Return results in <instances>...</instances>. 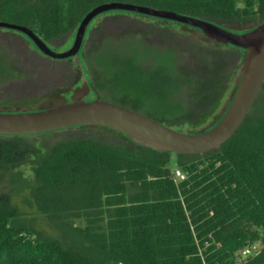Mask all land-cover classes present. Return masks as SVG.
Returning a JSON list of instances; mask_svg holds the SVG:
<instances>
[{"label":"trees","instance_id":"obj_1","mask_svg":"<svg viewBox=\"0 0 264 264\" xmlns=\"http://www.w3.org/2000/svg\"><path fill=\"white\" fill-rule=\"evenodd\" d=\"M113 2L221 26L255 23L240 33L264 22V0H0V22L27 27L44 42L73 41L91 10ZM119 11L98 15L86 33L98 17ZM144 45L107 36L76 66L104 100L180 132L214 127L245 53L223 44V50ZM14 78L1 49L0 83ZM117 132L121 142L66 135L41 142L45 150L30 136H0V264H264V83L216 151L174 154ZM175 170L184 177L176 179ZM15 197L50 231L37 229ZM254 243L255 255L238 257Z\"/></svg>","mask_w":264,"mask_h":264},{"label":"water","instance_id":"obj_2","mask_svg":"<svg viewBox=\"0 0 264 264\" xmlns=\"http://www.w3.org/2000/svg\"><path fill=\"white\" fill-rule=\"evenodd\" d=\"M120 10L176 22L197 29L211 40L236 47L245 53L243 68L230 105L221 120L208 131L189 134L135 112L102 97L72 100L31 112H0V136L26 137L79 126H103L119 131L135 141L174 154H203L218 150L244 121L264 83V22L245 33H237L214 22L129 3H106L91 10L81 21L72 46L55 52L47 42L24 26L0 22V29L25 34L48 58H75L83 44L89 23L98 15Z\"/></svg>","mask_w":264,"mask_h":264},{"label":"rangeland","instance_id":"obj_3","mask_svg":"<svg viewBox=\"0 0 264 264\" xmlns=\"http://www.w3.org/2000/svg\"><path fill=\"white\" fill-rule=\"evenodd\" d=\"M93 26L94 29L89 31V36L83 41L84 53L90 48L100 47L102 40L107 36H113L119 41L139 47H146L144 44L156 47H171L177 44L187 46V49L193 46L214 50L226 49L222 44L186 25L127 14L125 11L100 16L94 21ZM254 26L255 23H223V27L237 33ZM18 36L26 39L30 47H23L26 43ZM139 36H142L144 43ZM73 41L71 36H65L49 43V46L55 52L63 53L72 46ZM0 45V50L4 49L7 53L15 75L13 80L0 83V110H2L0 112H31L71 102L70 98L82 100L87 95H89L88 98L92 97V92L90 93L88 88L90 83L85 80L84 72L80 73L79 68L82 66L77 67L75 60L57 61L53 58H46L26 35L8 29L0 30ZM242 68L243 62L235 72L219 107L220 116L224 114L230 104ZM105 100L113 103L109 98ZM66 135L97 137L115 142H121L124 139L117 131L101 126L68 128L58 130L53 134L42 133L40 137L32 135L30 138L37 143L38 147L45 150L46 147L41 142L48 144L49 139L53 142ZM23 169L29 176L30 167L25 165ZM15 199L18 200L21 210L26 213L25 217L37 219L35 223L37 229L42 228L50 231L46 220L40 218L35 209L30 208L19 197H15Z\"/></svg>","mask_w":264,"mask_h":264},{"label":"built area","instance_id":"obj_4","mask_svg":"<svg viewBox=\"0 0 264 264\" xmlns=\"http://www.w3.org/2000/svg\"><path fill=\"white\" fill-rule=\"evenodd\" d=\"M174 175L176 179H180L184 177V175L181 173L180 170H175ZM259 248H260L259 243H254V244L245 246L238 251V257L247 258V257L253 256L259 251Z\"/></svg>","mask_w":264,"mask_h":264},{"label":"flooded vegetation","instance_id":"obj_5","mask_svg":"<svg viewBox=\"0 0 264 264\" xmlns=\"http://www.w3.org/2000/svg\"><path fill=\"white\" fill-rule=\"evenodd\" d=\"M133 14H136V13H133ZM138 15V14H137ZM140 15V14H139ZM180 24V23H179ZM188 27V26H187ZM189 28H192V27H189ZM192 29H195V28H192ZM1 30V29H0ZM8 30H10V29H8ZM197 30V29H196ZM11 31H15V30H11ZM16 32H18V31H16ZM21 33V32H20ZM25 35V34H24ZM89 36V33L87 32L86 33V36H85V38H84V40L83 41H85L86 39H87V37ZM22 41H24L26 44H24V46L23 47H30V44L27 42V40L26 39H23L21 36H18ZM48 43V42H47ZM49 44V43H48ZM0 47H1V45H0ZM39 51V50H38ZM34 52H35V50H34ZM35 53H37V52H35ZM83 54H85L84 53V48H83V46H81V49H80V51H79V57H78V62L81 60V58H82V56H83ZM43 55V54H42ZM45 56V55H44ZM46 58H48L47 56H45ZM75 60V58H67V59H64V60H57V61H70V60ZM54 60H56V59H54ZM76 61V60H75ZM76 64H77V61H76ZM75 64V65H76ZM82 68H79V70H80V73H81V70ZM88 88H89V90H90V93L92 92V96L94 97V98H96L97 97V95L98 96H100L99 94H98V92L96 91V90H92V88L90 87V86H88ZM88 96L89 95H87L85 98H88ZM101 97V96H100Z\"/></svg>","mask_w":264,"mask_h":264}]
</instances>
